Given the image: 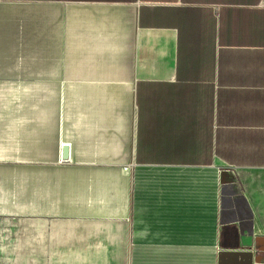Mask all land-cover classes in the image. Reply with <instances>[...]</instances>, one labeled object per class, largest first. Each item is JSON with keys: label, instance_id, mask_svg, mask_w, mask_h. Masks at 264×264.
Segmentation results:
<instances>
[{"label": "water", "instance_id": "obj_1", "mask_svg": "<svg viewBox=\"0 0 264 264\" xmlns=\"http://www.w3.org/2000/svg\"><path fill=\"white\" fill-rule=\"evenodd\" d=\"M105 8L0 0V264H261L232 169L214 170L213 207L207 168L138 161L135 82Z\"/></svg>", "mask_w": 264, "mask_h": 264}, {"label": "crops", "instance_id": "obj_2", "mask_svg": "<svg viewBox=\"0 0 264 264\" xmlns=\"http://www.w3.org/2000/svg\"><path fill=\"white\" fill-rule=\"evenodd\" d=\"M103 7L112 15V61L135 82L138 136L139 86L146 84L154 150L141 160L138 142V161L192 178L207 168L213 207L214 170L232 169L239 204L256 217L245 240L264 262V0H103ZM187 166L201 172L179 170ZM236 226L229 224L225 242L238 245ZM201 234L198 228L196 239Z\"/></svg>", "mask_w": 264, "mask_h": 264}, {"label": "flooded vegetation", "instance_id": "obj_3", "mask_svg": "<svg viewBox=\"0 0 264 264\" xmlns=\"http://www.w3.org/2000/svg\"><path fill=\"white\" fill-rule=\"evenodd\" d=\"M140 124H139V132L141 133L138 136V142L140 143V147L143 148L142 151L139 153V158L141 160H145L146 158L149 157L148 152L153 151V145L149 143V133H152V129L148 127L147 123L144 121H147V111L144 109V107L141 105L140 106ZM143 109V110H142ZM143 153V154H142Z\"/></svg>", "mask_w": 264, "mask_h": 264}, {"label": "rangeland", "instance_id": "obj_4", "mask_svg": "<svg viewBox=\"0 0 264 264\" xmlns=\"http://www.w3.org/2000/svg\"><path fill=\"white\" fill-rule=\"evenodd\" d=\"M94 1V0H93ZM97 1H101L102 3H103V0H96V2ZM143 87H144V89H143ZM141 90V91H140ZM146 84L145 85H140L139 86V96H138V104L141 106H143L144 108L146 107V99H147V96H146ZM143 110V109H142ZM145 110H146V108H145ZM142 118V117H141ZM140 118V119H141ZM145 123H147V121L145 120L144 121ZM140 123V122H139ZM222 166H226V165H222ZM263 261H264V251H263Z\"/></svg>", "mask_w": 264, "mask_h": 264}, {"label": "built area", "instance_id": "obj_5", "mask_svg": "<svg viewBox=\"0 0 264 264\" xmlns=\"http://www.w3.org/2000/svg\"><path fill=\"white\" fill-rule=\"evenodd\" d=\"M261 209H257V211L259 212ZM261 264H264V262H260Z\"/></svg>", "mask_w": 264, "mask_h": 264}]
</instances>
